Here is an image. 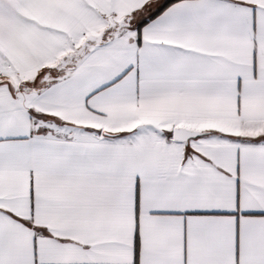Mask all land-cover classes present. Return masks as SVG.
I'll return each instance as SVG.
<instances>
[{
    "label": "snow or ice",
    "instance_id": "obj_1",
    "mask_svg": "<svg viewBox=\"0 0 264 264\" xmlns=\"http://www.w3.org/2000/svg\"><path fill=\"white\" fill-rule=\"evenodd\" d=\"M0 264H264V0H0Z\"/></svg>",
    "mask_w": 264,
    "mask_h": 264
}]
</instances>
